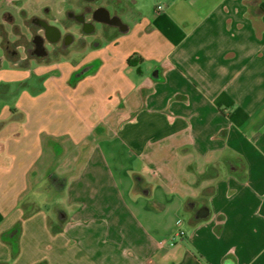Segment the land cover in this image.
<instances>
[{
    "label": "crops",
    "instance_id": "0c3cea01",
    "mask_svg": "<svg viewBox=\"0 0 264 264\" xmlns=\"http://www.w3.org/2000/svg\"><path fill=\"white\" fill-rule=\"evenodd\" d=\"M143 8L82 52L2 62L0 264H264V0Z\"/></svg>",
    "mask_w": 264,
    "mask_h": 264
},
{
    "label": "flooded vegetation",
    "instance_id": "af4514ba",
    "mask_svg": "<svg viewBox=\"0 0 264 264\" xmlns=\"http://www.w3.org/2000/svg\"><path fill=\"white\" fill-rule=\"evenodd\" d=\"M134 3L135 0H60V13L49 3L35 7L26 20L28 13L24 10L16 15L1 13L0 66L3 61L21 66L50 62L82 52L89 40L99 45L104 38H115L119 31L113 29L111 33L110 26H120L126 6ZM79 22L90 34L81 31Z\"/></svg>",
    "mask_w": 264,
    "mask_h": 264
},
{
    "label": "rangeland",
    "instance_id": "374dc122",
    "mask_svg": "<svg viewBox=\"0 0 264 264\" xmlns=\"http://www.w3.org/2000/svg\"><path fill=\"white\" fill-rule=\"evenodd\" d=\"M33 1H35V0H33ZM155 2H156V0H140V5H144L143 10L146 11V10H149L153 6V4ZM34 7H35V5H34ZM13 14L16 15L17 14V11H16V13L14 12ZM31 14L28 13V15L26 16V18H24V20L29 19V17H30ZM124 19L126 20L125 17H124ZM20 23H21V19H20ZM5 29L7 31H9L10 30V27L8 25H5ZM5 66H8V64H6ZM11 98H12L11 96H7L6 98L0 99V111H1V109H2V107L4 105L12 104L11 103ZM166 236L168 237L169 235H166ZM167 237H165V238H167Z\"/></svg>",
    "mask_w": 264,
    "mask_h": 264
},
{
    "label": "water",
    "instance_id": "95a60500",
    "mask_svg": "<svg viewBox=\"0 0 264 264\" xmlns=\"http://www.w3.org/2000/svg\"><path fill=\"white\" fill-rule=\"evenodd\" d=\"M79 24L81 25V31L84 32V34H90L89 31L84 30L83 28L84 24L82 22H79ZM118 28H119L120 33L125 34L129 31V26L123 23L122 21H121V25L118 26ZM208 214H209V211L206 208H202L197 212L196 219L197 220L205 219L207 218Z\"/></svg>",
    "mask_w": 264,
    "mask_h": 264
},
{
    "label": "built area",
    "instance_id": "2783aa9c",
    "mask_svg": "<svg viewBox=\"0 0 264 264\" xmlns=\"http://www.w3.org/2000/svg\"><path fill=\"white\" fill-rule=\"evenodd\" d=\"M159 9H161V7H159ZM183 237H184V232L179 231L173 238H171L170 241H162L161 246H166L167 244H169L170 246H174L176 240H180Z\"/></svg>",
    "mask_w": 264,
    "mask_h": 264
},
{
    "label": "clouds",
    "instance_id": "9594fccd",
    "mask_svg": "<svg viewBox=\"0 0 264 264\" xmlns=\"http://www.w3.org/2000/svg\"><path fill=\"white\" fill-rule=\"evenodd\" d=\"M34 195H35V193H34ZM40 203H41V204H43V203H44V201H43V200H41V201H40Z\"/></svg>",
    "mask_w": 264,
    "mask_h": 264
}]
</instances>
